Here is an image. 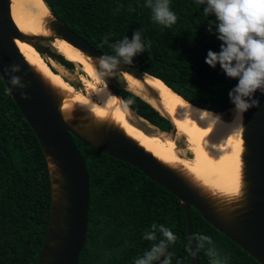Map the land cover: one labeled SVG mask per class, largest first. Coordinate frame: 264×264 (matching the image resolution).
<instances>
[{"label":"trees","instance_id":"obj_1","mask_svg":"<svg viewBox=\"0 0 264 264\" xmlns=\"http://www.w3.org/2000/svg\"><path fill=\"white\" fill-rule=\"evenodd\" d=\"M43 1L56 19L106 55L115 54L108 44L125 36L131 39L135 31L142 30L145 52L134 58V69L127 72L139 79L154 76L201 108L224 113L234 107L228 93L238 81L228 78L219 64L212 68L205 63L209 50L220 51L221 41L215 16H205L204 6L196 0H170L177 16L171 28L152 20L146 0ZM106 35L109 41L103 44ZM35 49L40 55L47 51L46 47ZM53 58L65 67L73 65L63 57ZM116 90L130 110L158 131L174 129L141 97L119 84ZM73 139L87 166L90 193L87 233L78 264H134L153 243L143 239L153 223L169 227L178 237L168 246L172 264H190L186 218L177 197L138 168ZM50 210L47 160L0 77V264L37 263ZM190 214L194 234L210 236L213 245L217 243L228 255L227 264H259L196 209L191 207ZM157 237L161 238L159 233ZM197 255L200 264H209L203 249Z\"/></svg>","mask_w":264,"mask_h":264},{"label":"water","instance_id":"obj_2","mask_svg":"<svg viewBox=\"0 0 264 264\" xmlns=\"http://www.w3.org/2000/svg\"><path fill=\"white\" fill-rule=\"evenodd\" d=\"M10 5V0H0V77L41 146L51 184L50 217L36 264H78L84 246L90 204L89 174L74 137L104 155L138 168L177 197L186 218L190 264H200L198 255L191 254L196 247L195 241L190 239L194 235L191 207L219 233L259 264H264V93L258 90L255 98L260 102L259 107L250 108L243 114L241 197L231 202L214 198L202 192L182 172L158 161L114 124L94 120L82 111L65 116L60 109L63 96L27 64L14 39L25 38L32 42L59 38L92 59L106 54L52 14L47 23L50 35L22 34L13 22ZM50 57L61 55L50 53ZM14 65L19 66V72L11 71ZM133 69L131 65L121 63L115 71L126 73ZM96 70L98 73V64ZM12 75L20 77L26 87L11 85ZM99 77L109 91L121 100L116 90L118 83L113 76ZM21 93L27 99L22 98Z\"/></svg>","mask_w":264,"mask_h":264},{"label":"bare ground","instance_id":"obj_3","mask_svg":"<svg viewBox=\"0 0 264 264\" xmlns=\"http://www.w3.org/2000/svg\"><path fill=\"white\" fill-rule=\"evenodd\" d=\"M10 2L11 17L22 34H51L47 23L52 15L43 0ZM54 40L56 51L85 73L86 76L80 79L85 93L78 94L60 73L53 71L51 66H55V62L44 60L30 41L15 38L14 43L27 64L63 96L60 109L65 116L82 111L94 120L114 124L158 161L182 172L202 192L228 202L241 197L244 118L243 121H234V107L230 109V115L199 108L185 101L158 78L144 75L139 79L127 72L121 73L129 91L172 123L173 132L187 143L192 154L191 159H186L173 143L165 141L164 134L142 132L132 126V110L112 94L99 77L96 59L84 55L64 39Z\"/></svg>","mask_w":264,"mask_h":264},{"label":"clouds","instance_id":"obj_4","mask_svg":"<svg viewBox=\"0 0 264 264\" xmlns=\"http://www.w3.org/2000/svg\"><path fill=\"white\" fill-rule=\"evenodd\" d=\"M196 3L204 6L205 16H215V31L217 39L221 41L220 51L209 50L205 63L212 68L219 64L228 78L238 81L228 95L234 105V121H243L246 111L260 105L255 93L258 90L264 93V0H196ZM145 6L151 9L152 20L159 25L171 28L177 22V16L170 9V0H146ZM208 31L213 32L211 22ZM108 41L109 37L106 35L103 44H108ZM108 46L115 54L96 58L98 74L101 76L112 75L121 63L132 65L134 58L145 52L146 47L142 40V30L135 31L131 39L125 36ZM147 47H151V41H148ZM11 71L19 72L20 68L14 65ZM10 83L26 87L21 83L20 77L15 75L11 76ZM21 96L27 99L24 93ZM157 233L161 237L159 240ZM143 239L153 243L149 250L135 259L134 264H172L168 246L174 244L178 237L169 227L153 223L150 230L144 232ZM190 239L196 245L195 251L191 250L193 256L203 249L209 258V264H223L212 246L210 236L194 234Z\"/></svg>","mask_w":264,"mask_h":264},{"label":"rangeland","instance_id":"obj_5","mask_svg":"<svg viewBox=\"0 0 264 264\" xmlns=\"http://www.w3.org/2000/svg\"><path fill=\"white\" fill-rule=\"evenodd\" d=\"M51 13V12H50ZM32 44L37 45L38 47H46L47 51L43 55L44 57H41L46 60V61H54L55 62V66H51V69L57 73H60L62 75V77L64 78L65 81H67L70 85H72L75 90L77 91L78 94H83L86 92V89L84 88V86L82 85L80 79L82 78V76H86L84 72H82V70L75 64H73L72 62V67H65L62 64L56 62L54 60L53 57H50V55L48 54L53 53V54H59L56 49L54 48V43L55 40L51 39L49 41H32ZM62 57V56H61ZM61 69L63 71H61ZM63 73V74H62ZM113 79L122 87L126 88V82L122 76V74L119 71H115L113 74ZM222 114H228L230 115V110L227 112H224ZM132 126L142 132H148V133H155V134H164L165 135V141L169 142V143H173V145L175 146L176 150L179 151V154H183L182 157H185L186 159H191L192 158V154L191 152L188 150V145L187 143L180 137H178L176 135L175 132H173L172 128L169 130V132L163 133L161 131H157L156 127H153V125H151L149 122L145 121L144 119H142L141 117L137 116L133 111H132ZM158 132V133H157ZM172 134V135H171ZM178 137V138H177ZM170 138V139H169ZM175 142V143H174ZM178 148V149H177ZM180 154V155H181ZM215 247V249L218 252L219 258L223 261V264H227L228 262V255L222 250V248L215 243V245H213Z\"/></svg>","mask_w":264,"mask_h":264},{"label":"flooded vegetation","instance_id":"obj_6","mask_svg":"<svg viewBox=\"0 0 264 264\" xmlns=\"http://www.w3.org/2000/svg\"><path fill=\"white\" fill-rule=\"evenodd\" d=\"M39 48H41V47H39Z\"/></svg>","mask_w":264,"mask_h":264}]
</instances>
